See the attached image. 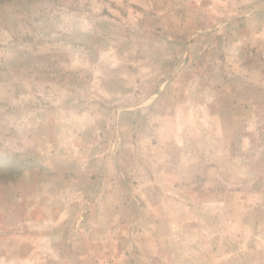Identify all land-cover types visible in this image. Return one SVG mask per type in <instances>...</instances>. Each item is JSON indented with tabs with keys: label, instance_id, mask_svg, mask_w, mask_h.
I'll return each instance as SVG.
<instances>
[{
	"label": "rangeland",
	"instance_id": "374dc122",
	"mask_svg": "<svg viewBox=\"0 0 264 264\" xmlns=\"http://www.w3.org/2000/svg\"><path fill=\"white\" fill-rule=\"evenodd\" d=\"M0 264H264V0H0Z\"/></svg>",
	"mask_w": 264,
	"mask_h": 264
},
{
	"label": "trees",
	"instance_id": "16d2710c",
	"mask_svg": "<svg viewBox=\"0 0 264 264\" xmlns=\"http://www.w3.org/2000/svg\"><path fill=\"white\" fill-rule=\"evenodd\" d=\"M1 158V157H0ZM0 168H1V166H0Z\"/></svg>",
	"mask_w": 264,
	"mask_h": 264
}]
</instances>
